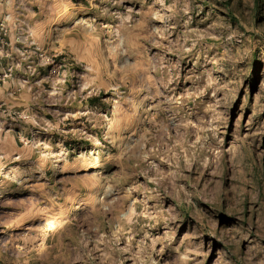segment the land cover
<instances>
[{
	"label": "rangeland",
	"instance_id": "rangeland-1",
	"mask_svg": "<svg viewBox=\"0 0 264 264\" xmlns=\"http://www.w3.org/2000/svg\"><path fill=\"white\" fill-rule=\"evenodd\" d=\"M6 13L0 264H264V0Z\"/></svg>",
	"mask_w": 264,
	"mask_h": 264
},
{
	"label": "built area",
	"instance_id": "built-area-1",
	"mask_svg": "<svg viewBox=\"0 0 264 264\" xmlns=\"http://www.w3.org/2000/svg\"><path fill=\"white\" fill-rule=\"evenodd\" d=\"M10 0H0L1 4H9ZM11 15L9 13H6L2 19L0 20V30L4 29L7 26V23L10 21ZM19 37V36H18ZM18 37H16V40H18Z\"/></svg>",
	"mask_w": 264,
	"mask_h": 264
},
{
	"label": "crops",
	"instance_id": "crops-1",
	"mask_svg": "<svg viewBox=\"0 0 264 264\" xmlns=\"http://www.w3.org/2000/svg\"><path fill=\"white\" fill-rule=\"evenodd\" d=\"M11 6V5H10Z\"/></svg>",
	"mask_w": 264,
	"mask_h": 264
}]
</instances>
